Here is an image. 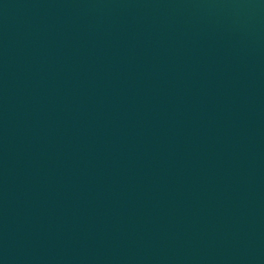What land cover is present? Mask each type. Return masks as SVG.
Wrapping results in <instances>:
<instances>
[{
	"label": "water",
	"instance_id": "95a60500",
	"mask_svg": "<svg viewBox=\"0 0 264 264\" xmlns=\"http://www.w3.org/2000/svg\"><path fill=\"white\" fill-rule=\"evenodd\" d=\"M0 264H264V0H0Z\"/></svg>",
	"mask_w": 264,
	"mask_h": 264
}]
</instances>
